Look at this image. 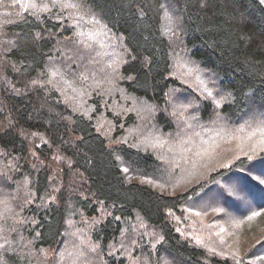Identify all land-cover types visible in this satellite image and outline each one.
<instances>
[{
  "label": "trees",
  "instance_id": "obj_1",
  "mask_svg": "<svg viewBox=\"0 0 264 264\" xmlns=\"http://www.w3.org/2000/svg\"><path fill=\"white\" fill-rule=\"evenodd\" d=\"M58 1L44 10L46 4L33 0H0V264H257L252 259L264 254V228L239 254L194 212L212 211L222 221L230 213L229 222L264 212V151L240 153L174 193L128 180L122 164L133 174L161 177L167 159L163 148L123 137V128L137 122V108L131 100L121 107L120 90L125 98L151 103L153 114H142L151 116L150 126L167 144L191 132L187 114L200 128L219 112L224 131L218 142L264 127V4L172 0L185 29L176 50L186 47L229 92L228 101L215 106L205 87L177 77L161 0ZM71 2L91 9L122 40L114 73L105 67L110 79L87 87L90 116L47 69L59 58L66 59L61 73L71 80L88 70L80 63L73 69V56L81 52L70 47L77 40ZM177 97L197 103L172 117ZM103 112L105 125L97 123ZM199 156V147L193 149L186 172ZM82 214L100 221L75 224V234L73 221ZM88 235L84 243L80 237Z\"/></svg>",
  "mask_w": 264,
  "mask_h": 264
},
{
  "label": "rangeland",
  "instance_id": "obj_2",
  "mask_svg": "<svg viewBox=\"0 0 264 264\" xmlns=\"http://www.w3.org/2000/svg\"><path fill=\"white\" fill-rule=\"evenodd\" d=\"M39 1L33 0V3L39 7H43L42 5L46 4V7H43L44 10L51 9L54 4V0ZM47 2L49 5H47ZM58 2H63V0H59ZM161 4H165L169 12H171L174 17H179L174 25L170 24L164 17V10L161 9V24L163 26V31L166 36L169 37L174 50V57L172 59L174 70L175 73L180 74V76L177 77L185 83L193 85L194 88L199 84L200 87H205V90L207 91L206 94H208V96L213 99L215 106H221L224 102H226L225 100L228 101L229 92L227 90L225 91L223 86H221L218 75L217 79L213 80V76L209 75L207 71L201 68L202 64H200L198 61H193L188 56L186 47L185 49L181 48V50H176L177 47L179 48L180 44L184 42L183 33L185 29L181 21L182 15L178 10L177 5L172 0H161ZM71 5H76L73 7L74 10H72L73 15L71 13L68 14L71 17V22L74 24V32L76 34L75 36L77 40L73 43V46L70 45V47H73V49L80 48L81 52L80 56H73V69H75L77 64L80 63L85 68H88V70L85 71L83 68H81L80 72L84 73L85 75H76V77L71 80L61 73V64H67L66 59L63 58V60L58 58L57 61L50 60L47 64V69L50 72L49 77L51 79L55 74L56 81H59V83L65 85L68 93L70 94L69 99L71 103H73L76 108H82V106H84L83 113L87 116H90L89 112L91 109V103L90 99L88 98L89 94L87 92V87L89 90L96 89V87H100L97 79L100 81L110 79V75L105 72V67L108 68L111 73L113 72V69L115 70L117 55L123 48L122 42H120L122 40L116 35V33L109 30L106 24H104L100 19L96 18L97 16L92 12L91 9H84L81 4L74 2H71ZM169 28L172 29L171 32L168 31ZM173 33L175 34L173 35ZM76 52L77 51H75V53ZM76 54L78 55V52ZM92 59H98L99 62L96 64V62H93ZM60 74H62V76ZM190 77L192 79L187 80ZM209 92H211V95H209ZM172 93L177 96L176 90L172 91ZM120 95L123 98L121 100V102L123 101L121 107L126 103V100H131L132 105L134 104L135 108H137V112L135 111L137 114L133 116V119L135 118L137 122H135L136 124L131 122L130 127L125 126L123 128L125 132L123 137L125 136L128 138L129 136H139L141 140L145 141H151L155 138H159L160 130L158 131L157 127L150 126L148 122L149 117L151 116H143L142 114H153V111L150 109L151 103H144V101L134 97L125 98L122 89L120 90ZM112 101L113 104H116V101ZM171 101H173V106L177 108L173 114L171 113L172 117H175V115H177L175 112L181 108L189 109V107L197 103V101H191L187 103L180 97H177ZM106 114V112H103L101 115V120H97V123L100 121L101 124L104 123L105 125V123L108 122V116ZM190 115L191 114H187V119L189 120L187 121L189 123L187 126L191 125V132L175 142V145L171 142L168 143L163 147V151H161V157L167 159L162 165L163 171L162 175H160L161 177L139 176L133 174L128 169L127 172L124 171L128 180H139L151 185L152 187L163 190L164 192L174 193L178 190H183L203 179L212 169L216 168L217 166L225 165L234 156L243 152L253 151V149L259 145L260 136L258 130L264 127L253 128L252 131H249V133L244 132L243 136L239 133V136L229 139L225 138L223 141L218 142L216 138H219L224 131L222 130V117L220 116L219 112L217 113V118L214 123H212L211 120H206L205 124H202L200 128L197 127L200 126V124L195 121L196 118H190ZM123 123H125V121H123ZM109 127L112 128L113 123L109 124ZM195 129L197 130L195 131ZM105 130L108 131L107 128H105ZM181 131L179 133H181ZM252 132H257V136L249 138ZM214 135L217 136L209 140V137ZM198 147L200 155L197 159V161L199 160L198 165L196 166L195 162L197 161H194L193 165L196 168L192 171L186 172L185 167L187 166V161L191 158L192 150ZM171 149L176 151L174 156L173 153L170 154L169 152ZM122 165L124 170L126 167L124 164ZM174 181H176V183L171 185ZM196 213H200V215H197ZM212 213V211L207 213H201L199 211L194 212L195 215L200 216L196 217L198 220L205 219L210 221V223L215 228L214 231L219 233L222 239H228L227 243L229 247L234 249L235 252H238L239 254H243L245 252L244 250L249 246L248 243L257 239V235L261 233V231H263L261 229L264 228V212L260 213V215L254 217L251 220L248 219V216L243 222H239L238 220L229 222L231 218L229 214L223 218V221L214 219L212 218ZM100 217L101 216L88 217L86 214H82V217L75 218V223L73 221L75 234H77L75 224H77L79 227L85 228L86 223L88 227H90L94 222L100 221ZM197 219L188 217V222L194 223L197 221ZM233 223L235 224V227L231 225ZM237 227L243 229H237ZM221 229L224 231H221ZM231 230H237L239 232H244L245 230L246 233L231 235ZM229 236L235 238L231 241ZM80 238H83L84 243L90 242L89 235L87 238ZM46 253L48 254L49 252L47 251ZM259 257H264V254ZM257 258L258 257L252 260H254L257 264H264V259Z\"/></svg>",
  "mask_w": 264,
  "mask_h": 264
},
{
  "label": "snow or ice",
  "instance_id": "obj_3",
  "mask_svg": "<svg viewBox=\"0 0 264 264\" xmlns=\"http://www.w3.org/2000/svg\"><path fill=\"white\" fill-rule=\"evenodd\" d=\"M259 3L261 4H264V0H259ZM70 6H73L75 7L76 5H70ZM160 8L164 10V17L165 19L170 23V24H175L177 22V20L179 19V17H174L173 14L171 12H169L167 6L165 4H161L160 5ZM169 32L172 31L171 28L168 29ZM175 33H173L174 35ZM209 95H211V92H209ZM259 132V136H260V141H259V145L253 149V151H264V128H261L258 130ZM257 136V132H252L250 134V137L249 138H252V137H256ZM149 143L152 144L153 147H160V148H163L166 144H167V141L165 140H162L160 138H155L151 141H149ZM125 172L128 171L127 168L124 169ZM191 211V209L189 210ZM214 211H223V209H214ZM197 215H200V213H196ZM260 215L259 212H253L251 216L248 217L249 220L253 219L254 217ZM239 226V225H237ZM221 231H224L223 229H221ZM219 235V234H217ZM257 259H264V257H258ZM3 264H6V262H3Z\"/></svg>",
  "mask_w": 264,
  "mask_h": 264
}]
</instances>
